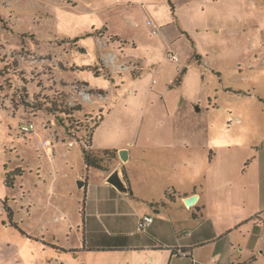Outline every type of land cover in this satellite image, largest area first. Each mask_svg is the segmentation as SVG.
Wrapping results in <instances>:
<instances>
[{
	"label": "rangeland",
	"instance_id": "rangeland-1",
	"mask_svg": "<svg viewBox=\"0 0 264 264\" xmlns=\"http://www.w3.org/2000/svg\"><path fill=\"white\" fill-rule=\"evenodd\" d=\"M240 70L264 95V0H0V264H151L132 215L87 214L83 148L107 170L131 150L127 171L164 186L162 158L136 146L192 137L187 113L214 101L217 73Z\"/></svg>",
	"mask_w": 264,
	"mask_h": 264
},
{
	"label": "crops",
	"instance_id": "crops-1",
	"mask_svg": "<svg viewBox=\"0 0 264 264\" xmlns=\"http://www.w3.org/2000/svg\"><path fill=\"white\" fill-rule=\"evenodd\" d=\"M201 65L209 66L207 62ZM217 75L221 87L215 90L214 101L197 108L196 117L187 113L196 128L192 137H166L163 144L135 148L162 158V170H158L171 180L167 184L152 185V172L145 167L127 171L131 150H127L126 163L117 154L113 170L88 168L85 163L89 174L83 187L87 214L95 211L100 216L101 210H120V215L135 218L137 228L140 217L150 212L158 215H149L153 223L142 232L152 235L149 242L153 244L135 248L145 250L151 264H256V254L264 255V95L259 94V81L243 70L230 73L226 84L222 73ZM77 80L102 89L84 77ZM220 94L226 104L219 103ZM223 119L228 137H219ZM116 170H121L128 193L108 183ZM95 171H104L98 181L90 178ZM193 196L196 203L187 207L185 201ZM168 203L181 206L185 215L171 216ZM174 249L186 252L189 258H175Z\"/></svg>",
	"mask_w": 264,
	"mask_h": 264
},
{
	"label": "built area",
	"instance_id": "built-area-1",
	"mask_svg": "<svg viewBox=\"0 0 264 264\" xmlns=\"http://www.w3.org/2000/svg\"><path fill=\"white\" fill-rule=\"evenodd\" d=\"M148 26L150 27L153 35L158 34V27L153 22L148 21ZM166 58L168 61L175 63V64H178L180 62L179 56L173 52L168 53ZM33 130H34L33 125L22 127V131L24 133H29ZM46 147H48V148L50 147L49 141L46 142ZM152 223H153V218L151 216H149V215L142 216L139 218V221H138V229L141 232H146V230L148 229V227ZM173 256L175 258H189V255L186 252L181 251V250H177V249L176 250L174 249Z\"/></svg>",
	"mask_w": 264,
	"mask_h": 264
},
{
	"label": "water",
	"instance_id": "water-1",
	"mask_svg": "<svg viewBox=\"0 0 264 264\" xmlns=\"http://www.w3.org/2000/svg\"><path fill=\"white\" fill-rule=\"evenodd\" d=\"M119 157L122 162L126 163L128 161L129 155L127 150H122L119 152ZM108 183L115 187L121 193H128V188L126 187L125 180L123 179L119 170L114 171L108 178ZM79 187H84V182H79ZM197 197L193 196L185 201L187 207H192L196 203Z\"/></svg>",
	"mask_w": 264,
	"mask_h": 264
},
{
	"label": "trees",
	"instance_id": "trees-1",
	"mask_svg": "<svg viewBox=\"0 0 264 264\" xmlns=\"http://www.w3.org/2000/svg\"><path fill=\"white\" fill-rule=\"evenodd\" d=\"M90 149L83 148V158H84L86 165L88 166V168L92 167V168H97V169H103V167H101V165H99L96 159L91 155ZM108 152L109 151H106L105 153H108ZM125 179L127 180L126 175H125ZM8 184L9 182L7 181V185ZM82 213H84V210H82Z\"/></svg>",
	"mask_w": 264,
	"mask_h": 264
}]
</instances>
